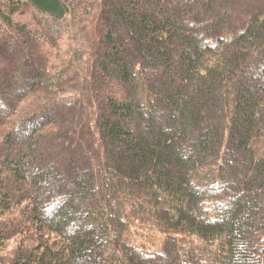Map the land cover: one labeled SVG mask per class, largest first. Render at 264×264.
Returning <instances> with one entry per match:
<instances>
[{
  "label": "trees",
  "instance_id": "16d2710c",
  "mask_svg": "<svg viewBox=\"0 0 264 264\" xmlns=\"http://www.w3.org/2000/svg\"><path fill=\"white\" fill-rule=\"evenodd\" d=\"M0 63V264H264V0H2Z\"/></svg>",
  "mask_w": 264,
  "mask_h": 264
},
{
  "label": "rangeland",
  "instance_id": "374dc122",
  "mask_svg": "<svg viewBox=\"0 0 264 264\" xmlns=\"http://www.w3.org/2000/svg\"><path fill=\"white\" fill-rule=\"evenodd\" d=\"M0 1H2V0H0ZM31 16H33V12L32 11H28L27 12V14H26V16L25 17H23V19H25L26 21H32V18H31ZM31 24H33L32 22H31ZM30 27H33V25H30ZM3 65H1V63H0V67H2ZM197 240H199V239H197ZM200 241L201 240H199L198 241V244H200ZM202 242V241H201ZM203 243V242H202ZM146 245H149V244H146Z\"/></svg>",
  "mask_w": 264,
  "mask_h": 264
}]
</instances>
